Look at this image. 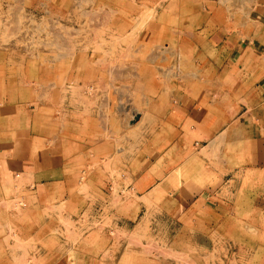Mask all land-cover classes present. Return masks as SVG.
I'll return each instance as SVG.
<instances>
[{"label":"rangeland","instance_id":"374dc122","mask_svg":"<svg viewBox=\"0 0 264 264\" xmlns=\"http://www.w3.org/2000/svg\"><path fill=\"white\" fill-rule=\"evenodd\" d=\"M214 1L233 29L247 25L256 3ZM182 10L183 0H0V127L10 108L35 109L54 123L51 145L69 149L68 157L78 158L80 167L79 187L68 197L5 199L0 194V264H83L87 234L125 250L119 264H264V210L253 211L252 200L242 202L241 194L235 219L218 228L189 212L180 224L160 223L178 213L164 212L157 197L139 200L148 203L139 216L153 224L136 235L104 220L114 204L135 197L124 176L130 157L137 156L135 174L144 166L146 139L158 129L151 85L157 90L206 82L193 49L178 47V41H194ZM155 24L170 29L171 47L146 43ZM99 144L105 151L97 149ZM83 156L87 159L80 161ZM100 168L106 176L89 181ZM27 183L21 179L18 189ZM92 184L108 191L106 202L104 194L87 188ZM72 196L89 201V209H73ZM99 200L111 208L98 210ZM89 245L97 248L99 242ZM103 259L118 263L108 254Z\"/></svg>","mask_w":264,"mask_h":264},{"label":"crops","instance_id":"0c3cea01","mask_svg":"<svg viewBox=\"0 0 264 264\" xmlns=\"http://www.w3.org/2000/svg\"><path fill=\"white\" fill-rule=\"evenodd\" d=\"M182 11L185 27L188 21L194 31V41H178V47L193 49L201 66L198 73L206 82L157 90L151 85L149 96L156 106L153 118L158 129L146 139L144 166L135 174L133 161L137 156L130 157V172L124 176L131 180L129 190L135 197L114 204L110 216L104 218L105 223L110 220L130 236L153 224V219L149 222L139 216V211L148 208V203L139 202L143 197L147 202L160 198L164 212L178 213L160 218V223L177 220L180 224L189 212L206 225L218 228L229 224L235 219L238 194L243 196L242 202L252 200L253 211L264 210V0H256L247 25L236 29L227 23L214 0H183ZM169 33L165 25L155 24L146 32V43L171 47ZM54 132L53 121L40 118L35 109H9L0 127L1 197H68L79 187L78 158H69V149L51 145ZM97 149L105 151V145L99 144ZM86 159L83 156L80 161ZM105 176L100 168L89 175V181ZM21 179L31 184L18 189ZM98 186L87 188L104 194L106 202L108 191ZM78 198H71L73 209L77 205L82 212L89 209V201ZM107 208L111 206L99 200L98 210ZM120 208L124 211L119 217ZM87 235L83 264H106V254L118 257L119 264L125 250L106 247L107 242L95 234ZM95 240L97 248L89 245Z\"/></svg>","mask_w":264,"mask_h":264},{"label":"bare ground","instance_id":"6f19581e","mask_svg":"<svg viewBox=\"0 0 264 264\" xmlns=\"http://www.w3.org/2000/svg\"><path fill=\"white\" fill-rule=\"evenodd\" d=\"M78 3V2H77ZM84 14V13H83ZM89 14V13H88ZM101 16V15H100ZM91 17H92V15H91ZM102 18V17H101ZM95 21V20H94ZM100 23V22H99ZM138 24V23H137ZM95 25V24H94ZM96 28V27H95ZM136 29V28H135ZM16 30V29H15ZM57 31V30H56ZM72 33V32H71ZM66 34V33H65ZM57 39H59L60 40V38H57ZM95 39V38H94ZM65 40V39H64ZM64 40H63V42H64ZM62 41V40H61ZM67 42V41H66ZM118 43V42H117ZM58 44V43H57ZM60 45V44H59ZM61 46V45H60ZM140 48V47H139ZM59 49V48H58ZM73 50V49H72ZM137 50V49H136ZM66 51V50H65ZM68 55V54H67ZM70 55V54H69ZM126 55V54H125ZM63 56V55H62ZM151 56V55H150ZM156 57H157V54H156ZM162 59V58H161ZM103 61V60H102ZM101 63V62H100ZM108 65V64H107ZM113 70V69H112ZM114 71V70H113ZM169 71H170V69H169ZM110 72V71H109ZM119 72V71H118ZM131 72V71H130ZM115 74H116V72H115ZM123 74V73H122ZM125 74V73H124ZM160 74V73H159ZM167 74V73H166ZM100 82V81H99ZM103 83V82H102ZM99 86V85H98ZM111 86V85H110ZM88 90V89H87ZM115 90V89H114ZM120 92V91H119ZM92 98V97H91ZM84 100V99H83ZM87 101V100H86ZM76 102V101H75ZM120 102V101H119ZM127 102V101H126ZM120 104V103H119ZM85 108V107H84ZM135 110V109H134ZM106 120V119H105ZM119 142V141H118Z\"/></svg>","mask_w":264,"mask_h":264}]
</instances>
